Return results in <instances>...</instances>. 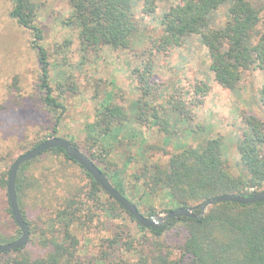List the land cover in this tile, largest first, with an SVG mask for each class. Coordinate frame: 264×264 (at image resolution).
<instances>
[{"label": "rangeland", "instance_id": "374dc122", "mask_svg": "<svg viewBox=\"0 0 264 264\" xmlns=\"http://www.w3.org/2000/svg\"><path fill=\"white\" fill-rule=\"evenodd\" d=\"M31 1L37 9L35 23L43 34L40 45L47 52L49 84L52 94L62 103L63 112L56 122L60 108L54 111L44 105L39 88L41 65L37 49L32 47L33 34L10 16L11 0H0V174L20 153L49 135L73 139L80 149L90 154L86 125L94 121L96 110L108 93L114 103L126 108L133 122L118 135L120 140L115 141V149L110 154H105L99 143L90 149L112 161V167L126 169L127 180L143 163L136 155L139 146L153 145L145 157L164 165L170 154L182 146H196L212 137H220L226 166L237 174L241 168L237 143L245 128L244 118L254 115L264 123V105L260 101L264 69L243 71L237 88L230 90L215 80L206 47L197 36L187 37L179 45L160 46L163 15L179 0H155L151 13L142 10L141 1H135L131 10L137 30L130 46H104L96 50L84 49L81 45L79 26L71 16L69 0ZM253 2L257 7H264V1ZM227 17L226 5L220 6L216 11L217 24L224 23ZM147 60L152 62V75L149 93L144 94L137 69H142ZM198 86L205 92H197ZM137 101L145 111L146 120L141 124L134 119ZM153 111L170 123L173 132L168 142L164 140L166 134L150 123ZM129 158L132 161L125 167ZM25 176L27 185L21 206L35 227L34 239L29 235L26 243L33 255L44 253L37 236L67 199H74L77 207L87 201L90 208L92 221L75 229L83 258L98 255L101 240L119 230L122 243L131 240L134 248L129 252L121 248L117 254L135 259L141 251H148V245L154 240L152 234L140 230L101 190H95L78 163L62 154L43 153ZM7 200L6 188L0 186V232L12 238L17 236V227L7 211ZM138 201L144 214L150 209L158 214L171 209L164 193L144 196ZM85 208L78 214L85 213ZM185 232L180 223L167 232L166 243L177 245Z\"/></svg>", "mask_w": 264, "mask_h": 264}, {"label": "trees", "instance_id": "16d2710c", "mask_svg": "<svg viewBox=\"0 0 264 264\" xmlns=\"http://www.w3.org/2000/svg\"><path fill=\"white\" fill-rule=\"evenodd\" d=\"M135 1H141L144 12L151 13L154 10L155 0H69L71 16L79 26V38L83 48L96 50L104 46L129 47L137 30V21L131 10ZM11 2L10 16L18 25L30 29L33 34L32 47L37 49L41 65L39 88L42 101L51 110L57 111L60 108L55 117L58 122L63 105L52 94L49 84L47 52L40 45L43 34L35 23L36 6L31 0ZM222 5H226L228 17L224 23L217 24L216 11ZM162 24L160 46L179 45L185 38L197 36L206 47L210 59L209 67L215 80L230 90L237 88L243 71L264 69V7H257L253 0H179L178 4L164 13ZM258 26L261 30L256 34ZM137 72L140 88L144 94H148L152 62L147 60ZM197 92L205 90L198 86ZM260 101L264 105V84L260 90ZM139 102L137 101L134 119L141 124L146 117ZM150 117V123L166 134L164 140L168 142L173 132L169 121L157 111H153ZM130 121L131 115L126 108L114 103L111 93H108L100 102L94 121L86 125L87 140L90 142L87 148L90 154L81 150L94 162L97 160L103 164L101 166L95 162L113 186L131 200L139 211L138 200L144 196H159L164 193L168 196L172 209L177 206L193 207L206 198L219 194L251 196L264 190V123L254 115L244 118L245 128L237 143L241 166L237 174L231 173L226 166L220 137H212L204 139L196 146H182L170 154L164 165L145 157L146 151L153 145L147 144L145 148L139 146L136 155L143 159V163L127 180L124 177L126 169L112 167V161L95 154L90 148L99 143L105 154H110L115 149L114 143L119 139L118 135L123 129L129 128ZM40 141L34 142L31 148ZM70 141L78 147L73 139ZM43 153L62 154L66 159L77 163L59 147L40 154ZM38 156L23 162L16 176L18 205L32 239L35 227L21 206V199L27 185L25 172ZM131 161V158L126 160L125 167ZM10 166L11 164L0 174L2 188H6ZM84 172L95 190H101L117 209L134 220L85 169ZM82 202L77 207L78 203L74 199H67L64 207L48 219L45 228L39 233L40 236H37L45 248L42 255H33L25 244L20 248L0 252V264H264V201L248 204L220 201L212 204L198 219L175 217L167 219L155 229L144 228L134 220L140 230L149 231L154 238L148 245V251H141L135 259L116 253L121 248L125 252L134 248L131 240L122 243L120 230L101 240L98 255L83 258L75 229L92 221V218L88 202ZM83 207H86V212L78 214ZM7 211L11 215L9 206ZM153 213V209H150L144 215ZM180 223L186 230L184 239L177 245L167 244L165 235ZM16 227V234L20 236L21 230L17 225ZM17 236L7 238L0 232V242L12 241Z\"/></svg>", "mask_w": 264, "mask_h": 264}, {"label": "water", "instance_id": "95a60500", "mask_svg": "<svg viewBox=\"0 0 264 264\" xmlns=\"http://www.w3.org/2000/svg\"><path fill=\"white\" fill-rule=\"evenodd\" d=\"M55 147L63 149L71 159L75 160L80 166H82L85 171L89 173L100 185V187L115 201H117L123 207V209L126 210L134 218V220L144 228H159L164 221L175 217H190L198 219L204 215L206 209L210 205L220 201H232L242 204L264 201V190L259 191L251 196L226 193L208 197L193 207L177 206L162 214L153 213L149 216H146L138 210L137 206L131 200L126 198L113 186L99 166L81 149L73 145L70 140L64 137L49 136L41 140L34 147L20 153L11 163L7 175L6 194L12 218L15 224L20 228L21 234L18 238L12 241L0 242V252H7L14 248L23 247L27 243L29 237L28 225L20 212L17 201L16 176L20 165L23 162L38 156L43 151ZM194 210H198V212H195Z\"/></svg>", "mask_w": 264, "mask_h": 264}]
</instances>
